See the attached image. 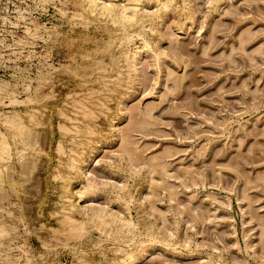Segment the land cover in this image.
Returning a JSON list of instances; mask_svg holds the SVG:
<instances>
[{
	"label": "rangeland",
	"instance_id": "obj_1",
	"mask_svg": "<svg viewBox=\"0 0 264 264\" xmlns=\"http://www.w3.org/2000/svg\"><path fill=\"white\" fill-rule=\"evenodd\" d=\"M113 1L128 4L127 0ZM75 2L79 0H0V82L14 83L16 87L12 85L9 89L20 99L48 92L34 105H28L41 108L39 120L42 122L29 126L28 137H35V147L42 150L35 156L34 167H37L31 168L29 154L24 155L21 163L12 155L11 170L5 175L7 179L4 176L5 189H1L0 201L5 209L0 210L13 231L2 238L4 250L0 252V264H264V0H171L165 9L159 8L152 29L147 24L144 28L143 36L151 40L148 43L157 55L143 47L142 35L132 34L129 43L120 46H127L133 52L138 50L135 68L130 72L133 79H123L120 88V84L107 81L112 88L108 93L111 109L107 118L99 116L94 120L99 132L92 135L94 149L85 152L82 173L70 180L68 193L79 210L87 206L104 208L117 217L120 215L117 223L130 215L137 225L133 233L125 232L123 225L124 231L118 234H106L86 225L87 231L84 229L76 240L72 234L69 239L65 237L70 234L59 221L61 180L52 179L56 158L53 156L48 162L46 158L55 154L58 139L66 144L68 138L57 128L58 122H69L57 114L56 105L67 98L69 90H78L79 86L75 84L77 77L66 72L67 65L70 70L83 67L86 74L92 73V78L96 71H101L94 70L92 61L103 59L108 64L105 66H109L112 57L116 68L121 66L123 73L126 68L120 60L117 40L105 50L101 47L108 35L103 28L105 19L91 20L87 25L78 22L83 18L78 16ZM139 2L140 9L154 11L157 7L155 0ZM107 23L111 28L109 34L116 35L118 31L112 30L114 25ZM25 24L39 26L41 37L27 36L22 31ZM42 27H48L50 32L47 40ZM17 35L28 41L15 43ZM49 69L50 76L45 82L42 79V84L37 79L39 73L46 74ZM99 84L100 80L96 79L91 87ZM12 107L0 104L2 110ZM18 107L26 109L24 104ZM140 120L143 122L139 123ZM122 130L129 131L128 138L138 156L136 160H131L126 152H115ZM29 141L33 142L34 138ZM15 167L24 171L13 174ZM11 175L23 180L18 197L12 195L8 186ZM85 176L96 181L98 188L79 197L78 190L86 182ZM101 182L105 184L101 186ZM120 186L123 187L119 189ZM116 193L123 198H116ZM5 199L16 202L18 208ZM6 205L12 214L4 212ZM74 214L78 216L77 212ZM123 232L127 235L121 239ZM20 243L28 248L30 259L14 256L20 253L16 246ZM124 249L131 251L132 257L126 259L121 252Z\"/></svg>",
	"mask_w": 264,
	"mask_h": 264
},
{
	"label": "bare ground",
	"instance_id": "obj_2",
	"mask_svg": "<svg viewBox=\"0 0 264 264\" xmlns=\"http://www.w3.org/2000/svg\"><path fill=\"white\" fill-rule=\"evenodd\" d=\"M49 1V0H48ZM73 1V0H72ZM76 1V0H75ZM125 1V0H124ZM140 0H127L128 4L125 3H116L113 0H79V2H75V4L78 6L79 10L77 11L78 16H81L83 19H80L81 21H78L82 24H86L89 21H97V20H101L105 19L103 21V28L104 30L108 31V35H107V39L104 41V44L101 46L104 48H106V46H108L110 43H112L113 41L117 40L118 41V48L121 45H125L127 43H129L128 41L131 38L132 34H136V36L138 35H142V41H143V47L145 48H150L152 53L155 55L158 54V52L155 50L154 47H152L148 41L146 40L147 38H144L143 34H144V28L146 26V24L148 25L149 29H152V22L153 20L158 16V12H159V8L161 10V7L164 8L167 6V4L171 1V0H155L156 2V9L154 11H149V10H145V9H140L139 7H137V3ZM146 1V0H145ZM217 1V0H216ZM119 2V1H118ZM126 2V1H125ZM140 3V2H139ZM143 3V2H142ZM141 3V4H142ZM145 3V2H144ZM152 3V2H151ZM190 3V1H189ZM73 4V5H75ZM182 4L183 1H182ZM140 5V4H139ZM175 5V4H174ZM187 5V3H186ZM150 6V5H149ZM159 6V7H158ZM173 6V5H172ZM179 6V5H178ZM188 6V5H187ZM215 6V5H214ZM43 7V6H42ZM75 7V6H74ZM145 8V7H144ZM168 8H171L168 7ZM184 8V7H183ZM62 9V8H61ZM165 9V8H164ZM186 9V8H185ZM189 9V8H188ZM58 10V9H57ZM56 10V11H57ZM76 9L74 8L73 11H75ZM163 10V9H162ZM161 10V11H162ZM170 11V9H167ZM166 10V11H167ZM178 10V9H177ZM180 10V9H179ZM184 10V9H183ZM25 11V9H24ZM176 11V10H174ZM188 11V10H186ZM18 12V11H17ZM164 12V11H163ZM177 13V12H176ZM23 14V13H22ZM64 14V13H63ZM179 15V13H177ZM19 15H21L19 13ZM72 15V14H71ZM188 15V14H187ZM23 16V15H22ZM193 16V15H192ZM102 17V19H101ZM161 17V16H159ZM158 17V18H159ZM179 17V16H177ZM191 17V16H190ZM4 19V17H2ZM75 18V17H74ZM187 18V16H186ZM195 18V17H194ZM193 18V19H194ZM24 19V18H23ZM60 19V18H59ZM160 19V18H159ZM179 19V18H178ZM178 19H176L178 21ZM191 19V18H190ZM192 19V20H193ZM158 20V19H157ZM163 20V18H162ZM10 21V20H9ZM18 21V20H17ZM50 22V21H49ZM77 22V23H78ZM99 22V21H97ZM111 23V25L113 24L114 27H112L115 29V31L117 30L118 33L114 36H112L111 34H109V31L111 30V28L107 25L108 23ZM155 22V21H154ZM176 22V21H175ZM107 23V24H106ZM162 23V22H161ZM194 23V21H193ZM43 25V24H42ZM87 25V24H86ZM160 25V24H159ZM185 25V24H184ZM17 26V25H16ZM95 26V25H94ZM158 26V25H157ZM178 26V24H177ZM181 26V25H180ZM179 26V28H180ZM39 27V26H38ZM37 26H27L25 24V27L23 28L22 31H24V33L27 36H35L38 35L41 37L40 32L38 31L39 28ZM97 27V26H96ZM167 27V26H166ZM45 32H46V37H44V40H47V36H49V31H48V27H42ZM60 28V27H58ZM101 28V27H100ZM155 28V27H154ZM157 28V27H156ZM7 29V28H6ZM42 29V30H43ZM51 29V28H50ZM54 29V27H53ZM56 30V29H54ZM150 31V30H149ZM155 31V29H154ZM160 31V30H158ZM57 31H55L54 33H56ZM111 32V31H110ZM14 33V32H13ZM16 33V32H15ZM21 34V32H19ZM107 33V32H106ZM152 33V32H151ZM156 32H154L155 34ZM161 33V32H160ZM172 34V33H171ZM11 35V34H10ZM59 35V34H58ZM82 35V34H81ZM106 36V35H105ZM37 37V36H36ZM101 37V36H100ZM139 37V36H138ZM158 37V36H157ZM26 38V36H25ZM78 38V37H77ZM80 38V37H79ZM83 38V37H82ZM95 38V37H94ZM136 38V37H135ZM134 38V39H135ZM159 38V37H158ZM28 39V38H27ZM87 38H85L86 40ZM1 40V39H0ZM75 40V39H73ZM71 40V41H73ZM89 40V39H88ZM94 40V39H93ZM133 40V39H132ZM172 41V39H170ZM15 43H19V42H27L28 40L22 38V37H18V35L16 36V38H14ZM63 41V40H62ZM151 41V40H150ZM149 41V42H150ZM155 41V40H154ZM50 42V41H49ZM64 42V41H63ZM67 42V41H66ZM103 42V41H102ZM57 43V42H56ZM59 43V42H58ZM57 43V44H58ZM72 43V42H71ZM82 43V42H81ZM92 43V42H91ZM173 43V42H171ZM21 44V43H20ZM54 43V45H57ZM61 44V42H60ZM59 44V45H60ZM99 44V42H98ZM154 44V43H153ZM65 45V43H64ZM68 45V42L67 44ZM73 45V44H72ZM97 45V44H95ZM101 45V44H100ZM111 45V44H110ZM62 46V44H61ZM80 46V45H79ZM98 46V45H97ZM67 46H64V48ZM95 47V46H94ZM129 47V46H128ZM158 47V46H157ZM53 48V47H52ZM69 48H70V44H69ZM93 48V47H92ZM97 48V47H96ZM127 46H125L124 48H119L118 50L120 51L119 55H120V60L122 59V62L125 66V73H123V71L121 69H119L121 66H119V68H116V64H115V59L111 57L112 61L110 63L109 66H105V63L103 59L100 60H96V61H92V65L94 66V70L96 68H98V70L101 69V71H96L95 75L90 77V75L92 73H87L86 71L84 72V70L82 69L83 67L78 66V67H74V68H70L68 69V65H67V69L66 72L68 71V73L72 76V77H77V79H75V84L78 85V90H75L74 88L70 91H68L66 93L67 98L62 99V102L60 105H56V109H57V114L59 113L63 119L65 118V120H68L69 123H64L62 122H56L57 123V128L59 129V131L61 130V134L68 135V138L66 139V144H63L61 139H58L57 142L55 143V154L52 155H48L47 158V162L50 161L51 157H55L56 158V162L53 164V168H54V176L52 177V179H56V177L59 178V180H61V183L59 184L60 187V192L58 194L59 198L62 200L60 203V209H61V215L62 217L59 219V221H61V224H63L66 228L65 231H67L68 236L67 239H69V236H76L73 239H77V236H79L80 234L82 235V233L87 229H85L86 225H90V226H95L98 230L105 232L106 234H109L110 232L112 233H117V232H121L124 231L122 230V226H125V232L127 231L128 233H133V228L136 224V222H134L132 219H130V215L129 217H125L122 218L120 220L119 223L118 220L120 219V215H118V217L113 214L112 212L104 209V208H96L94 206H87L86 208H84L83 210H79L78 207L76 206L75 203H73L74 201H72L71 199H69V193H68V185L71 182L70 180L72 178H76L79 177V175L82 173V161L84 160V156H85V152L87 151H91V149L94 147L93 143H94V139L92 138V135H95L98 132V129L96 128V122L94 121L97 117L99 116H103L104 118H107L108 115V111L111 109L108 106V96L110 93L109 91H112V88L107 85V81L108 80H112L111 83L116 82L121 86L123 82V79L125 80H130L133 78L131 77L130 72L134 70V60H135V56L138 52L135 51H129L128 49H126ZM115 49V48H114ZM158 49V48H157ZM46 50V49H45ZM84 50V49H83ZM87 50V49H86ZM93 50V49H92ZM103 50V49H102ZM101 50V51H102ZM72 51V50H71ZM52 52V51H51ZM62 52V51H61ZM73 52V51H72ZM98 52V50L96 51ZM104 52V51H103ZM103 52L101 54H103ZM108 52V51H107ZM114 52V51H113ZM142 52V51H141ZM145 52V51H144ZM143 52V53H144ZM63 53V52H62ZM66 53V51H65ZM79 53V52H78ZM83 53V51H82ZM80 53V54H82ZM86 53V52H85ZM90 53V52H89ZM79 54V55H80ZM93 54V53H92ZM99 54V52H98ZM89 55V54H88ZM112 55V54H111ZM118 55V53H117ZM115 55V56H117ZM55 56V55H54ZM71 57V54L69 55ZM113 56V55H112ZM140 56V55H139ZM161 56V55H160ZM69 57V58H70ZM119 57V56H118ZM138 57V56H137ZM157 57V56H156ZM48 58V57H47ZM63 58V57H62ZM72 58V57H71ZM95 58V57H94ZM93 58V59H94ZM99 58V57H98ZM102 58V57H101ZM146 58V57H145ZM45 59V58H44ZM74 59V58H73ZM81 59V57L79 58ZM92 59V58H90ZM13 60V59H12ZM138 60V58H137ZM82 61V60H81ZM163 61V60H162ZM41 62V61H40ZM110 62V61H109ZM157 62V61H156ZM46 63V62H45ZM50 63V62H49ZM72 63V62H71ZM70 63V64H71ZM74 63V62H73ZM47 64V63H46ZM106 65H108L106 63ZM155 65V64H154ZM48 66V65H47ZM55 67V66H54ZM66 67V66H64ZM24 68V67H23ZM100 68V69H99ZM138 68V67H137ZM60 69V68H59ZM25 69H22L20 71H23ZM45 70V69H44ZM92 68V71H94ZM97 70V69H96ZM62 71V70H61ZM28 72V71H27ZM46 72V71H45ZM64 72V70H63ZM137 72V71H135ZM23 73V72H22ZM50 69L49 71L46 72V74H41V72L39 73V77L37 79H39V81L43 79V81L45 82V80L50 76ZM133 73V72H132ZM68 74V75H69ZM124 74V75H123ZM135 75L137 73H134ZM139 74V73H138ZM134 76V75H133ZM19 77V76H18ZM21 77V76H20ZM106 77H108V79H106ZM130 78V79H129ZM50 79V78H49ZM96 79L100 80V84L99 87H91V83L92 81H96ZM140 79V78H139ZM22 80V79H21ZM1 81V80H0ZM42 81V84H43ZM48 81V80H47ZM136 81V80H135ZM134 81V82H135ZM23 82V81H22ZM66 82V81H65ZM128 82V81H127ZM130 82V81H129ZM0 86L3 85V87H0V104H6V105H12V108L9 109H5L2 110L0 109V192L1 189H5L3 186L4 183V176L7 174L8 170L11 168L12 164L10 162V159L12 157V155H14V157H16V161L17 163H21V160L24 158L25 154H29V156L31 157H27L28 159H31L29 162H31V168L34 167L35 164V156L41 152V148L40 150L37 149V147H35L34 143L36 142V138H34L33 142H30L29 140L33 139H28L29 137V126L30 125H37L39 123L42 122L39 120V115H40V110H41V106L39 107L40 110L38 109V107H34V102L40 101V99H42L43 97L47 96L48 92H42L40 93V98L37 97H31L30 95H26L25 98L20 99L16 93H12L14 91H11L9 89V87H13L15 86L14 83H11L9 81H2L0 82ZM20 83V82H19ZM51 83H53L51 81ZM61 83V82H60ZM99 83V82H98ZM41 84V83H40ZM68 84V83H67ZM135 84V83H134ZM22 85V84H21ZM72 85V84H71ZM116 85V86H117ZM127 85V83H126ZM25 86V85H24ZM41 86V85H40ZM43 86V85H42ZM112 86H115L114 84ZM124 86V85H123ZM16 87V86H15ZM129 87V86H128ZM134 87V86H133ZM137 87V86H136ZM26 88V87H25ZM120 88V87H119ZM126 88V87H125ZM132 88V87H131ZM13 89V88H12ZM24 89V88H23ZM34 89V88H33ZM40 89V88H39ZM114 89V88H113ZM12 93V95L10 94V92ZM26 90V89H25ZM49 90V89H47ZM115 90V89H114ZM129 90V89H128ZM19 91V90H18ZM135 91V90H134ZM40 92V91H39ZM115 92V91H114ZM28 94V93H27ZM42 94V95H41ZM124 94V93H123ZM44 95V96H43ZM65 95V94H64ZM63 95V96H64ZM130 95V94H129ZM132 95V94H131ZM93 97V99H90L92 101L89 100V97ZM114 96V95H113ZM50 97V96H49ZM49 97H47L46 99H48ZM127 97V96H126ZM129 97V96H128ZM6 98V99H5ZM53 98V97H52ZM55 98V96H54ZM114 98V97H113ZM116 98V97H115ZM61 99V98H59ZM6 100V102H5ZM57 101V100H56ZM90 101V102H89ZM113 101V100H112ZM123 101V100H122ZM55 102V101H54ZM58 102V101H57ZM56 102V103H57ZM111 102V101H110ZM115 102V101H114ZM127 102V101H126ZM33 103V107L28 106L31 105ZM45 103V101H44ZM118 103V102H117ZM20 104H24L26 106L25 110H22L21 108H19L18 106ZM120 104V103H119ZM55 105V104H54ZM53 105V106H54ZM124 105V104H123ZM5 106V105H4ZM39 106V105H38ZM117 106V104H116ZM115 106V107H116ZM45 107V106H44ZM121 107V105H120ZM43 108V107H42ZM46 108V107H45ZM54 108V107H53ZM52 109V107H51ZM121 109V108H120ZM43 110V109H42ZM53 110V109H52ZM55 111V110H54ZM46 113V112H45ZM115 113V112H114ZM120 113V112H119ZM123 113V112H121ZM111 114V113H110ZM116 114V113H115ZM50 116V115H49ZM53 116V115H52ZM59 116V115H58ZM120 115H118L117 117H119ZM109 118V117H108ZM116 118V117H115ZM124 118V117H123ZM114 119V118H113ZM59 120V119H58ZM111 122V121H110ZM113 122V121H112ZM111 122V123H112ZM116 122V121H115ZM143 121L140 120L139 123H142ZM35 123V124H34ZM111 123H109L107 126L110 127ZM99 125V124H98ZM141 125V124H139ZM146 125V124H145ZM44 126V125H42ZM56 128V129H57ZM41 129V128H40ZM57 129V130H58ZM112 129V127H111ZM110 129V130H111ZM117 129V127H116ZM56 130V131H57ZM108 131V130H107ZM34 132V131H33ZM45 132V131H44ZM106 132V131H105ZM118 132V130H117ZM121 135H120V140H119V144L118 147L116 148L115 152H119V151H123L126 152L129 156V158L136 160L138 158L137 153L135 152V147L132 146V142L129 140V135L127 130H122ZM32 134V133H31ZM30 134V135H31ZM115 134V133H114ZM34 135V134H33ZM36 135V134H35ZM58 135V134H56ZM45 136V135H44ZM31 137V136H30ZM55 137V136H54ZM102 137V136H101ZM104 137V136H103ZM117 138V137H116ZM45 139V138H44ZM64 140V139H63ZM133 140V139H131ZM46 141V140H45ZM44 141V142H45ZM106 141V139H105ZM110 141V140H108ZM100 142V141H99ZM98 142V143H99ZM102 142V141H101ZM114 142V141H113ZM97 143V144H98ZM111 143V142H110ZM37 144V143H36ZM38 145V144H37ZM51 145V144H50ZM99 145V144H98ZM135 146V144H134ZM104 147V146H103ZM137 147V146H136ZM97 148V147H96ZM95 148V149H96ZM100 148V147H99ZM45 149V148H44ZM94 149V148H93ZM30 153L26 152L29 151ZM53 150V151H54ZM86 150V151H85ZM99 150V149H98ZM111 150V149H110ZM101 151V150H99ZM48 152V151H47ZM44 153V152H43ZM111 153V151H110ZM50 154V153H49ZM88 154V153H87ZM91 154V153H90ZM96 154V153H95ZM106 155V153H105ZM88 156V155H87ZM113 156V155H112ZM123 156V155H122ZM127 156V157H128ZM99 157V156H98ZM121 158V156H119ZM102 158V157H101ZM54 159V158H53ZM88 159V158H87ZM91 159V158H90ZM110 159V158H109ZM131 159V160H132ZM96 160V159H94ZM102 160V159H101ZM119 160V159H117ZM121 160V159H120ZM123 160V157H122ZM128 161V159H125ZM124 160V161H125ZM12 161V160H11ZM46 161V160H45ZM109 161V160H108ZM25 162V161H24ZM100 162V161H99ZM99 162L98 165H99ZM113 162V161H111ZM115 162V161H114ZM119 162V161H118ZM126 162V161H125ZM129 162V161H128ZM131 162V161H130ZM157 162V161H156ZM85 163V162H84ZM106 163V162H105ZM104 163V164H105ZM124 163V162H123ZM15 164V163H14ZM30 164V163H29ZM27 164V165H29ZM37 164V163H36ZM35 164V165H36ZM86 164V163H85ZM108 164V162H107ZM111 164V163H110ZM127 163H125L124 165H126ZM123 165V164H122ZM136 165V164H135ZM49 166V165H48ZM109 166V165H108ZM117 166V165H116ZM115 166V167H116ZM120 166V165H118ZM37 167V166H35ZM34 167V168H35ZM51 167V166H50ZM82 167V168H81ZM100 167V166H99ZM123 167V166H122ZM134 167V166H133ZM160 167V166H159ZM21 168V167H20ZM151 168V167H150ZM13 169V174H19L20 175V171H22L21 169H17L12 168ZM82 169V170H81ZM107 169V168H106ZM136 169V168H135ZM158 169V168H157ZM11 170V169H10ZM48 170V169H47ZM53 170V169H50ZM105 170V169H104ZM103 170V171H104ZM112 170V169H110ZM153 170V169H152ZM151 170V171H152ZM24 171V170H23ZM32 171V170H31ZM89 171V170H88ZM87 171V173H88ZM115 171V170H114ZM12 172V171H11ZM116 172V171H115ZM91 173V172H90ZM118 173V172H117ZM160 173V172H159ZM158 173V174H159ZM85 174V173H83ZM153 174V173H152ZM162 174V173H161ZM151 175V174H150ZM8 176V175H7ZM16 176V175H15ZM88 176V175H86ZM85 176V180L86 182L84 184H82V189L78 190V195L80 197V195L87 193L89 194V192H93L94 190H96L98 188V184L96 181H94L92 178H88ZM124 176V175H123ZM11 177V178H10ZM83 177V176H82ZM154 177V176H153ZM5 178L7 179V177L5 176ZM9 182H8V186L10 187L11 191H12V195H14L15 197H18V193H20L19 191L22 188V183L23 180L19 177H12L9 176ZM84 178V177H83ZM144 178V177H143ZM51 179V178H50ZM53 179V180H54ZM77 179V178H76ZM151 179V178H150ZM159 179V178H158ZM52 180V181H53ZM75 180V179H74ZM83 180V179H82ZM81 180V181H82ZM145 180V179H144ZM7 182V180H5ZM56 181V180H55ZM58 181V179H57ZM76 181V180H75ZM78 181V180H77ZM153 182V181H152ZM151 182V183H152ZM54 183V182H52ZM51 183V184H52ZM57 183V182H56ZM75 183V182H74ZM43 184V183H42ZM48 184V183H47ZM50 184V183H49ZM101 186L105 183L101 182L100 183ZM150 184V183H149ZM45 185V184H44ZM72 185V183H71ZM107 185V184H106ZM7 186V187H8ZM47 186V185H46ZM53 186V185H52ZM79 186V184H78ZM100 186V187H101ZM108 186V185H107ZM48 187V186H47ZM70 187V186H69ZM73 187V186H72ZM71 187V188H72ZM99 187V188H100ZM123 186H120L119 189H121ZM150 187V186H148ZM102 188V187H101ZM128 188V187H127ZM135 188V187H134ZM2 189V190H3ZM52 189V188H51ZM151 189V188H150ZM72 190V189H71ZM70 190V191H71ZM77 190V189H75ZM75 190H72L75 191ZM134 190V189H133ZM161 190V189H160ZM164 190V189H163ZM5 191V190H4ZM58 191V190H57ZM99 191V190H98ZM131 191V190H130ZM172 191V190H171ZM10 192V191H9ZM24 192V191H23ZM56 192V191H55ZM104 192V191H103ZM49 193V192H48ZM95 193V192H94ZM108 193V192H107ZM141 193V192H140ZM3 194V193H2ZM8 194V193H7ZM22 194V193H21ZM86 194V195H88ZM144 194V193H143ZM6 195V193H5ZM4 195V196H5ZM52 195V194H51ZM56 195V194H55ZM132 195V194H131ZM147 195V194H146ZM2 196V195H1ZM0 196V198H1ZM77 196V195H76ZM89 196V195H88ZM110 196V195H109ZM127 196V195H126ZM130 196V195H129ZM136 196V195H135ZM154 196V195H153ZM25 197V196H24ZM78 197V198H79ZM85 197L84 195L82 196ZM112 197V196H111ZM123 198L122 194H118L116 193V198ZM4 198V197H3ZM57 198V197H56ZM75 198V197H74ZM113 198V197H112ZM129 198V197H128ZM73 199V198H72ZM76 199V198H75ZM80 199V198H79ZM170 199V197H169ZM7 200V199H5ZM18 200V199H17ZM119 200V199H118ZM123 200V199H122ZM130 200V199H129ZM137 199H134V201ZM142 200V199H140ZM171 200V199H170ZM120 201V200H119ZM11 203V205H15L16 202L11 201V200H7V203ZM19 202V201H18ZM47 202V201H46ZM53 202V201H52ZM128 202V200H127ZM130 202V201H129ZM139 202V201H137ZM1 203V201H0ZM50 203V202H49ZM90 203V202H89ZM53 204V203H51ZM78 204V203H77ZM121 204V203H120ZM123 204V203H122ZM126 204V203H125ZM154 204V203H153ZM44 205V204H43ZM58 205V204H57ZM88 205V204H87ZM124 205V204H123ZM4 206V205H3ZM2 203L0 204V209L3 208ZM16 206V205H15ZM59 206V205H58ZM126 206V205H125ZM153 206V205H152ZM17 207V206H16ZM20 207L22 208V206L20 205ZM83 207V205H82ZM18 208V207H17ZM19 208V210L21 209ZM153 208V207H152ZM5 209V207L3 208ZM7 205H6V211H4L5 213L7 212V214H12V210H7ZM59 209V210H60ZM23 210V208H22ZM111 210V209H110ZM127 210V209H126ZM154 210V208H153ZM120 211V210H119ZM152 211V209H151ZM74 212L78 213V216H75ZM55 213V212H54ZM120 213V212H119ZM163 213V212H162ZM6 214V215H7ZM56 214V213H55ZM16 215V214H15ZM19 215V213H18ZM22 215V214H21ZM54 215V214H53ZM124 215V214H123ZM14 216V215H12ZM25 216V215H24ZM52 216V215H50ZM55 216V215H54ZM165 216V215H164ZM15 217V216H14ZM13 217V218H14ZM22 218V216H20ZM122 217V215H121ZM8 218V217H7ZM16 218V217H15ZM18 218V217H17ZM24 218V217H23ZM146 219V218H145ZM155 219V218H154ZM25 220V219H24ZM23 221V220H21ZM47 221V220H46ZM56 221V220H55ZM165 221V220H164ZM20 222V221H19ZM139 224V223H138ZM9 223H7L1 213L0 210V252L4 250L3 248V237H6L8 235V233L10 232V230L12 229V226L10 227ZM25 225V224H23ZM27 227V226H26ZM61 227V225H60ZM141 227V225H140ZM143 227V226H142ZM24 228V226H23ZM29 228V227H28ZM34 228V227H33ZM57 228V227H56ZM90 228V227H88ZM59 229V228H58ZM61 229H63L61 227ZM85 229V230H84ZM136 229V228H135ZM138 229V228H137ZM147 229V228H146ZM146 229L144 231H146ZM94 230V229H93ZM96 230V229H95ZM97 230V231H98ZM148 230V229H147ZM13 231V229H12ZM22 231V230H21ZM25 231V230H23ZM28 231V230H27ZM48 231V230H47ZM64 231V229H63ZM61 232L62 234L65 233ZM87 231V230H86ZM99 231V234H100ZM125 232H123V234H121L120 236L123 235V237L121 239L124 238L125 235H127V233L125 234ZM60 233V232H57ZM66 233V234H67ZM141 233V232H140ZM143 233V232H142ZM161 233V232H160ZM72 234V235H71ZM111 234V233H110ZM118 234V233H117ZM116 234V235H117ZM145 234V233H144ZM143 234V235H144ZM51 235V234H50ZM65 235V234H64ZM93 235V234H92ZM135 235V234H134ZM133 235V236H134ZM141 235V234H140ZM150 235V234H149ZM148 235V236H149ZM155 235V234H154ZM153 235V236H154ZM164 235V234H163ZM38 235H36L37 237ZM53 236V235H51ZM57 236V235H56ZM60 236V235H59ZM73 236V237H74ZM107 236V235H106ZM131 236V235H130ZM162 236V234H161ZM171 235H169L170 237ZM11 237V236H10ZM21 237V236H20ZM23 237V236H22ZM99 237V236H98ZM49 238V237H48ZM114 238V237H113ZM117 238V237H116ZM131 238V237H130ZM157 238V237H156ZM171 238V237H170ZM17 239V238H16ZM21 239V238H20ZM39 239V237H38ZM71 239V237H70ZM109 239V238H108ZM111 239V238H110ZM120 239V238H119ZM132 239V238H131ZM134 239V238H133ZM137 239V237H136ZM161 239H163L161 237ZM160 239V241H161ZM167 239V238H166ZM190 239V238H189ZM24 240V239H23ZM42 240V239H41ZM47 240V239H46ZM64 240V239H63ZM114 240V239H112ZM149 240V239H148ZM159 240V239H158ZM157 240V241H158ZM188 240V239H187ZM9 241V240H8ZM13 241V240H12ZM17 241V240H16ZM19 241V240H18ZM44 241V240H43ZM119 241V240H118ZM151 241V240H150ZM155 241V239H154ZM176 241V240H175ZM185 241V239H184ZM45 242V241H44ZM81 242V241H80ZM135 242V240H134ZM137 242V240H136ZM139 242V241H138ZM137 242V243H138ZM149 242V241H148ZM165 242V241H163ZM192 242V241H191ZM12 243V242H11ZM92 243V242H91ZM99 243V242H98ZM112 243V242H110ZM127 242H125L126 244ZM130 243V242H129ZM145 243V242H144ZM170 243V242H169ZM175 243V242H174ZM196 243V242H195ZM26 244V243H25ZM41 244V243H40ZM63 244V243H62ZM66 244V243H65ZM114 244V242H113ZM116 244V243H115ZM132 244V241H131ZM143 244V243H142ZM164 244V243H163ZM167 244V243H166ZM198 244V243H197ZM29 246V243L27 244ZM44 245V244H43ZM42 245V246H43ZM96 245V244H95ZM98 245V244H97ZM109 245V244H108ZM119 245V244H118ZM117 245V246H118ZM123 245V244H122ZM151 245V244H150ZM149 245V246H150ZM155 245V244H154ZM159 245V244H158ZM162 245V244H161ZM165 245V244H164ZM163 245V247H164ZM168 245V244H167ZM13 246V245H12ZM19 249H20V253H18V255H14L16 256H22L24 257V259L28 260L30 259V255L29 254V250L28 248H26V246H24L23 243L17 244L16 245ZM47 246V245H46ZM49 246V245H48ZM69 246V245H68ZM105 246V245H104ZM148 246V245H147ZM166 246V245H165ZM7 247V246H6ZM10 247V246H9ZM125 247V246H124ZM155 247V246H154ZM194 247V246H193ZM47 248V247H46ZM129 248V247H128ZM137 248V247H136ZM145 248V247H144ZM6 249V248H5ZM9 250V249H7ZM81 250V249H80ZM112 250V249H111ZM131 250V249H130ZM176 250V249H174ZM18 251V250H17ZM82 251V250H81ZM192 251V250H191ZM19 252V251H18ZM31 252V251H30ZM39 252V251H38ZM121 252H123L126 255V259L132 257L131 251L124 249L121 250ZM140 252V250H139ZM138 252V253H139ZM189 252V251H188ZM5 255L7 256L8 254L6 253V251H4ZM9 253V252H8ZM142 253V252H141ZM40 254V253H39ZM144 254V253H143ZM4 255V254H3ZM4 255V256H5ZM140 255V254H139ZM137 255V256H139ZM208 255V254H207ZM3 256V257H4ZM9 256V255H8ZM12 256V254H11ZM13 256V257H14ZM12 257V258H13ZM19 257V258H20ZM41 257V255L39 256ZM121 258V257H120ZM119 258V259H120ZM134 258V257H133ZM3 259V258H1ZM22 259V258H21ZM136 259V258H135ZM7 259L3 260L6 261ZM23 260V259H22ZM117 260V259H115ZM121 260V259H120ZM124 260V259H122ZM140 260V259H139ZM1 261V260H0ZM11 261V259H9V262ZM35 261V260H34ZM45 261V259H44ZM127 261V260H126ZM138 261V260H137ZM22 262V261H21ZM25 262V261H23ZM22 262V263H23ZM46 262V261H45ZM130 262V261H129ZM134 262V261H133ZM1 263V262H0ZM47 263V262H46ZM50 263V262H49ZM132 263V262H131ZM3 264V263H2ZM41 264V263H40ZM114 264V263H113ZM118 264V263H117ZM136 264V263H135Z\"/></svg>",
	"mask_w": 264,
	"mask_h": 264
}]
</instances>
